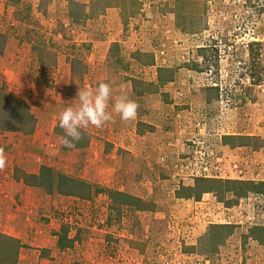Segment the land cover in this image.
Returning a JSON list of instances; mask_svg holds the SVG:
<instances>
[{
    "label": "rangeland",
    "instance_id": "1",
    "mask_svg": "<svg viewBox=\"0 0 264 264\" xmlns=\"http://www.w3.org/2000/svg\"><path fill=\"white\" fill-rule=\"evenodd\" d=\"M49 1L0 5V148L8 157L0 231L21 237L17 245L0 237V264H264V239L250 237L264 215L262 194L249 192L236 205L216 193L190 198L203 165L210 178L264 182V0H115L113 31L106 0L89 15L98 22L71 30L67 7L76 21L83 7L61 0L59 25H51L39 15ZM251 29L262 39L251 41ZM111 33L129 46L92 61L94 45ZM68 64L88 77L65 76ZM159 68L173 69L174 81L161 85ZM100 83L122 85L140 106L130 151L92 126L81 130L82 148L60 141L59 114L77 106L80 88L95 92ZM64 84L70 90L60 108ZM25 96L33 101L32 133L9 120L8 107ZM42 166L86 182L91 197L61 195L56 180L32 186L43 180L28 171L40 175ZM108 189L143 199L148 210H115ZM216 225L232 227L220 245L212 240Z\"/></svg>",
    "mask_w": 264,
    "mask_h": 264
},
{
    "label": "trees",
    "instance_id": "2",
    "mask_svg": "<svg viewBox=\"0 0 264 264\" xmlns=\"http://www.w3.org/2000/svg\"><path fill=\"white\" fill-rule=\"evenodd\" d=\"M2 54V52L0 53ZM159 81L161 85H165L169 82L174 81V71L170 68H159ZM9 113L12 115L10 117V124L17 121L18 119L23 124H29L30 130L29 132L32 133L34 131L35 124L33 123L34 115L30 111V107L27 103L20 99H14L11 106L8 107ZM19 120L17 122H19ZM17 130V128H9L8 130ZM22 130V129H21ZM84 144L79 143L77 144V148H82ZM57 176V177H56ZM35 178H41L43 181L38 182L32 186L39 187L43 186L44 183L50 181H57V191L61 195L65 196H77L83 199H89L91 197V187L84 181L76 180L72 177L63 174H57L51 167L42 166L40 175H34ZM33 177V178H34ZM79 185V186H78ZM81 186V188H80ZM195 191V195L191 196L190 198H195L199 201L200 197L205 193H216L217 198L220 202L232 203L236 205L238 200L241 198H246L249 192H255L264 194V182L256 184L252 181H239V180H224L218 178H208V177H196L195 178V186L192 189ZM104 191V190H103ZM98 191V193L103 192ZM231 193L232 199H228L225 201V194ZM108 196L112 201V207L115 210H120L123 206H131L138 208L139 210H148L147 205L144 203L143 199L128 194L123 191L108 189L107 191ZM216 230V234L212 240L215 241L214 244L220 245L223 242V238L229 228H232L230 225H216L214 226ZM254 233L250 235V237L254 238L255 240L263 242L264 239V226L257 225L253 230ZM225 232V234H224ZM231 233V231H230ZM259 233L261 235H259ZM17 245V244H16ZM16 250L15 252H17Z\"/></svg>",
    "mask_w": 264,
    "mask_h": 264
},
{
    "label": "crops",
    "instance_id": "3",
    "mask_svg": "<svg viewBox=\"0 0 264 264\" xmlns=\"http://www.w3.org/2000/svg\"><path fill=\"white\" fill-rule=\"evenodd\" d=\"M2 1L3 0H0V5H2ZM95 1L96 0H72V2H75V4H79V5H81L83 7V10L85 11V15L79 21H76L74 19L75 18V15L74 16H71V14H70V8L67 7V11H66L67 17H66V20H65L66 23L64 24L65 25V29L71 30L73 28L78 27L79 25L80 26L81 25H84V23H85L84 20L85 21H88L89 24H90V26H93V25H91L92 22H98V21H96L94 19L92 21V16L91 17L89 16V15H91L90 13H92L95 10V8H94ZM114 1L115 0H106V2L109 3L108 4V7L109 8L106 9V12L104 14L107 17V20H109L110 22H113L112 27H111L112 28V31L120 26L118 24V21L120 20V18H119L118 13H116L118 11V8H117V6L114 3H112ZM69 2H68V5H70ZM13 9H15V8H13ZM13 9H11V10H13ZM47 10H48L47 11L48 13L45 16L43 14H39L43 18L44 22H46V23L47 22H50L51 25H55V24L59 23L58 22V17H59V19H61V0H50L49 1V7H48ZM11 12H14V11H11ZM14 14L15 15H19L17 13H14ZM101 15H103V14H101ZM94 16H96V15H94ZM112 19H114V20H112ZM58 25L59 24H57V26ZM90 28H93V27H90ZM90 28H86L85 27V29H90ZM59 31L60 32L58 33V38H61V25L59 26ZM86 34L88 35V33H86ZM116 34L119 35L120 33L117 32ZM111 35L112 36L108 38L109 40H107V41H105V42H103L101 44L94 45L95 48L97 47V50L94 53H91L90 54V57L89 58L92 61L93 60L94 61H101L102 58L104 56H106L107 53L110 52L112 48L113 49L115 48L114 46H119L120 48H123L125 46H129L128 45V42L129 41L123 40V39L118 41L119 38L117 39L116 37H114L112 33H111ZM15 42H18V44H20V40H18V41H14L13 39H10L9 40V43L10 44L15 43ZM58 43H62V41H60ZM25 44L28 45V43H25ZM118 44H121V45H118ZM104 49H106V51H107L106 54H102V51H104ZM8 52H9V50L6 49V53H8ZM133 52H136V51H133ZM131 59L133 61H136L137 58L132 57ZM61 60L62 61H67L68 60V61L71 62V61H74L75 59H73V57H71L70 59H68V57H66L64 55H61ZM67 70H68L67 73H66V70H65V73H66L65 76L68 75V76H73V77H76V76L77 77H80V76H84V77L86 76V77H88L87 76V72H75L71 68V64H68V69ZM90 70L91 69H89V72H91ZM30 78L32 80L33 78L36 79L37 77L36 76L31 77L30 76ZM66 84L69 85L68 83H66ZM29 85H30V83H29ZM125 88H127V87H125ZM123 89H124V87H122V85L121 86H118V87H115V88L113 87L114 96L115 97H119V96H127V97H129L128 93H127V95H124L125 93L121 91ZM69 90H70V88L69 87H66L65 84L62 87L60 85V87H59V91L60 92H59V97H58V100H60V108H61V94L63 93L62 98L65 101H67L68 100V96H67L68 94L67 93H69L68 92ZM27 92H28V95L32 96L31 90H29ZM21 100H23L25 103H27L29 105V107L30 106L31 107L33 106V101L30 100L29 97L25 96ZM110 108H111V102H110ZM42 117H43V114L40 116V119H42ZM36 118L39 119V117H36ZM134 122H135V125L138 122H141V119L138 118V115H137V118L135 119V121L123 122V121L120 120V118H119L118 115H115L114 114V122H110V123L106 124L103 128H101L102 130H104L105 132H107V133H104L103 136H105V135L108 136V138H106L107 139V142H111V143L112 142L113 143L115 142L118 147L124 148V150H126V151H130L131 148H128L129 147V144L131 142H134L137 139V137H140V135L137 134L138 133V130H137L136 126L135 127L133 126ZM99 130H98V132H99ZM13 131H18V130H13ZM114 136H117V137H114ZM38 171L39 170H37L36 168H34V171H32V172H29L28 171V174L29 175L30 174L36 175V174L39 173ZM205 195H209V194H205ZM58 202H61V200H58ZM11 236L12 235H10L9 233L8 234L5 233V231L3 233H1V231H0V237L6 238V240L8 241V242L6 241V243H10V242L13 241L14 244H16V243H18V240L21 239V237H19V239H17V237H15L16 239H12ZM20 236H22V234ZM4 253L7 254V251L5 249H4Z\"/></svg>",
    "mask_w": 264,
    "mask_h": 264
},
{
    "label": "clouds",
    "instance_id": "4",
    "mask_svg": "<svg viewBox=\"0 0 264 264\" xmlns=\"http://www.w3.org/2000/svg\"><path fill=\"white\" fill-rule=\"evenodd\" d=\"M77 97L74 101L78 102L76 107H67L59 114L58 126L64 133L60 141L64 147L70 149L83 139L82 129L89 126L101 129L106 124L114 122V114L123 122L134 121L140 107L135 100L127 96L115 97L110 83H100L95 92L80 88ZM7 162L5 150L0 148V171L6 169ZM262 196L264 198V194ZM257 216L259 218L262 215ZM258 222L264 226V217Z\"/></svg>",
    "mask_w": 264,
    "mask_h": 264
},
{
    "label": "built area",
    "instance_id": "5",
    "mask_svg": "<svg viewBox=\"0 0 264 264\" xmlns=\"http://www.w3.org/2000/svg\"><path fill=\"white\" fill-rule=\"evenodd\" d=\"M225 1H227V0H224V2ZM239 2L241 3V4H244L246 1H243V0H239ZM249 32H250V34H252V36H249V39H251V41H253V40H260V39H262V37H260V36H258L257 37V32H256V30H254V29H251V30H249ZM247 43V45H248V39H247V41H246ZM249 43H251V42H249ZM199 158L201 159V157L199 156ZM203 159V158H202ZM208 172H209V170H208V167L206 166V165H203L201 168H199L198 170H196L195 171V173L197 174V175H195V176H197V177H210V175L208 174ZM212 178V177H211ZM260 217V216H259ZM262 218L264 217V215L263 216H261ZM255 225H262L260 222H256L255 223Z\"/></svg>",
    "mask_w": 264,
    "mask_h": 264
}]
</instances>
